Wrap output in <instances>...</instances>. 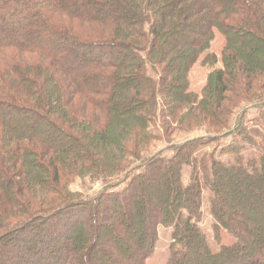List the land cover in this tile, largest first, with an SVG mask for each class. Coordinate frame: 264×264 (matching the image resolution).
Listing matches in <instances>:
<instances>
[{
    "label": "trees",
    "instance_id": "16d2710c",
    "mask_svg": "<svg viewBox=\"0 0 264 264\" xmlns=\"http://www.w3.org/2000/svg\"><path fill=\"white\" fill-rule=\"evenodd\" d=\"M0 129V264H147L160 225L167 264H264V210L252 227L223 189L264 201V0H0Z\"/></svg>",
    "mask_w": 264,
    "mask_h": 264
},
{
    "label": "rangeland",
    "instance_id": "374dc122",
    "mask_svg": "<svg viewBox=\"0 0 264 264\" xmlns=\"http://www.w3.org/2000/svg\"><path fill=\"white\" fill-rule=\"evenodd\" d=\"M83 28V27H82ZM83 33H86V29L82 30ZM81 32V33H82ZM92 34H95L94 32H90ZM226 47V40L225 36L217 29H215V37L214 39L210 42L209 46H207L201 55L199 56L198 60L192 67V69L189 72V90L198 93L200 96L202 95L203 89L205 88L208 78L211 72H213L217 68H222V55L223 51ZM247 47V45H246ZM17 52V51H15ZM216 55L218 57V62L216 64H212V58ZM19 58L24 60V62H37L38 58L33 57L28 54H22L19 52L18 54ZM256 58V57H255ZM257 57L256 59H258ZM83 102L80 99H75L73 101V108L74 110H79L80 105L82 106ZM90 110V113H92ZM255 109L251 108L249 110V116H252L255 114ZM192 129V130H191ZM1 130V129H0ZM191 130V131H189ZM204 128H197L195 126H188V130H173L172 136L174 138L183 139L185 137L187 138H194V137H201L204 135ZM189 131V132H187ZM162 148H164L166 145L165 143L159 144ZM228 181V180H227ZM226 181V182H227ZM73 188L84 192L85 195H95L97 192H99L103 188V183L102 182H95L92 184V188L89 190H83L81 188V182L80 180H76V182L73 185ZM223 189L231 192L230 196H232L234 199L233 204H230V211L233 213L234 216L236 217H246L247 221H250L252 223V227H259L263 221L262 216H260L259 211L264 210V201L259 198H251L248 197L247 193L249 190L241 191L239 192L238 189H235L234 187H227V183L223 186ZM262 189H259L257 192H261ZM147 196L149 198H153V195L149 192H147ZM210 192L206 191L205 196H204V207H203V219L201 221V225L204 227L206 234L209 238V242L211 244V247L215 250L219 249V245L216 242V240L213 238V233H212V225L214 222V219L212 216L209 214V198H210ZM257 197V196H256ZM236 202V203H235ZM258 207L259 210H256L255 208ZM262 220V221H261ZM158 239L156 242V247L153 252V255L147 259V264H167V260L169 257V249H170V244L172 242V228L171 227H166L163 225H160L158 227ZM223 235V243L230 245L234 243L235 238L226 232L225 230L222 231ZM251 247V246H250ZM209 262V261H208ZM207 261H202L201 264H208Z\"/></svg>",
    "mask_w": 264,
    "mask_h": 264
}]
</instances>
